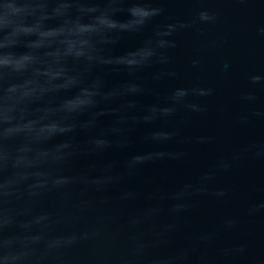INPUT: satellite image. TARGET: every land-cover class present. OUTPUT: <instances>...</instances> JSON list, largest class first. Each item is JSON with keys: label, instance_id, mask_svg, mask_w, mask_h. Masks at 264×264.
<instances>
[{"label": "water", "instance_id": "obj_1", "mask_svg": "<svg viewBox=\"0 0 264 264\" xmlns=\"http://www.w3.org/2000/svg\"><path fill=\"white\" fill-rule=\"evenodd\" d=\"M0 264H264V0H0Z\"/></svg>", "mask_w": 264, "mask_h": 264}, {"label": "clouds", "instance_id": "obj_2", "mask_svg": "<svg viewBox=\"0 0 264 264\" xmlns=\"http://www.w3.org/2000/svg\"><path fill=\"white\" fill-rule=\"evenodd\" d=\"M8 9H10L12 12H19V8L20 7H14V6H12V5H7L6 6ZM202 16H203V18H205V19H207L208 18V16H207V14H202ZM16 23H14V22H12V21H10V20H8V19H5V28H11V27H13L14 25H15ZM254 79H256V78H254Z\"/></svg>", "mask_w": 264, "mask_h": 264}]
</instances>
